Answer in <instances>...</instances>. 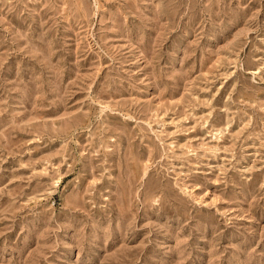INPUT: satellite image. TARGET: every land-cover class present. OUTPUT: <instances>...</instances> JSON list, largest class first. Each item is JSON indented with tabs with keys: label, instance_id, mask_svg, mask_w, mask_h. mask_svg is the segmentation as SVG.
I'll return each mask as SVG.
<instances>
[{
	"label": "rangeland",
	"instance_id": "1",
	"mask_svg": "<svg viewBox=\"0 0 264 264\" xmlns=\"http://www.w3.org/2000/svg\"><path fill=\"white\" fill-rule=\"evenodd\" d=\"M0 264H264V0H0Z\"/></svg>",
	"mask_w": 264,
	"mask_h": 264
}]
</instances>
